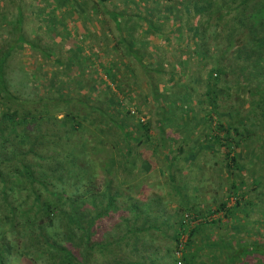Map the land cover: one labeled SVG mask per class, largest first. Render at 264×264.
I'll use <instances>...</instances> for the list:
<instances>
[{
  "label": "trees",
  "instance_id": "trees-1",
  "mask_svg": "<svg viewBox=\"0 0 264 264\" xmlns=\"http://www.w3.org/2000/svg\"><path fill=\"white\" fill-rule=\"evenodd\" d=\"M153 172L173 204L134 199ZM15 252L264 264V0H0V264Z\"/></svg>",
  "mask_w": 264,
  "mask_h": 264
},
{
  "label": "rangeland",
  "instance_id": "rangeland-1",
  "mask_svg": "<svg viewBox=\"0 0 264 264\" xmlns=\"http://www.w3.org/2000/svg\"><path fill=\"white\" fill-rule=\"evenodd\" d=\"M28 9H31V8L28 7ZM18 61H19V59H18ZM24 64H25V66L26 65L31 66L32 64H34V66H35L38 63H36L34 61L25 60ZM32 68H33V66H32ZM29 70H30V68H29ZM187 118H188V116H187ZM201 128H202L201 125L198 126V129H199L198 132H201ZM200 157H201L200 161L205 159L204 156H200ZM200 165H201V167L207 168L206 171H209L212 167L211 163H209L208 165L202 163ZM200 165H197V168H199ZM158 172H153L151 174V176L147 175V176L142 177L139 181H137L134 185L131 186L132 189L137 192L136 194H138L137 196L135 194L134 199L137 201L139 199L138 203L140 205H143V206H145L146 204L148 205L149 203H152V200L153 201H161L163 204H167V203L173 204V202H174L173 199L170 198L167 194V192H169V180L167 178V174L163 175V174H160ZM201 173L202 172L200 170L196 169L192 173V178L197 177V176L200 177ZM184 175H186V177H189L190 173L188 174L186 172ZM208 175H209V177H212V173H210ZM208 175H207V178H208ZM184 180L185 179H183L182 181L184 182ZM181 185H182V187H187L188 183H186V184L182 183ZM182 187H181V192L183 189ZM176 188H177V186H175V188H173L172 190H174ZM174 193L176 194L177 192L175 191ZM206 194H207L206 199L208 200V202H210L211 197L219 196L220 193L218 194L217 193V187H214L211 190L207 189ZM172 195H173V193H172ZM166 233L169 236L171 234V231L168 229ZM155 236L159 237L158 234H155ZM159 240L160 241L158 242V245H160L162 247L161 249L164 251V249H165L164 247L167 246V243H168L167 240L168 239H166V241H165L164 237H159ZM13 255L14 256H11L10 258H8L7 264H40L37 259L31 260L28 257H19L16 252Z\"/></svg>",
  "mask_w": 264,
  "mask_h": 264
}]
</instances>
